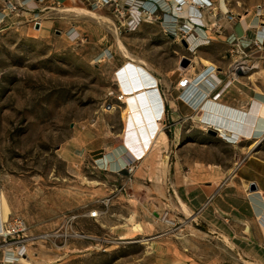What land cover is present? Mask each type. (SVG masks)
I'll use <instances>...</instances> for the list:
<instances>
[{
	"label": "rangeland",
	"instance_id": "374dc122",
	"mask_svg": "<svg viewBox=\"0 0 264 264\" xmlns=\"http://www.w3.org/2000/svg\"><path fill=\"white\" fill-rule=\"evenodd\" d=\"M47 1L39 0L42 5L30 12L53 22L40 30L36 25L41 20L23 14L27 9L19 0H0V12L6 13L0 19V186L12 209L8 219H24L30 235H50L30 247L33 263L25 261L264 264V248H237L190 209L187 214L185 200L172 186L177 175L184 182L187 168L171 165L169 142L140 161L121 144L124 104L117 69L128 58L116 37L137 62L149 65L168 97L181 76L200 74L202 59L233 66L232 45L211 35L209 44L189 50L169 33L163 15L130 30L126 5L120 8L122 17L113 7H94L93 0ZM162 1L164 11L171 13L173 0ZM214 2L221 15L219 0ZM225 2L237 14H255L264 4ZM72 7L96 15L68 12ZM237 32L242 33L241 24ZM168 114L166 102V120ZM179 131L188 139L184 157L234 166L243 152L208 132L187 136L185 127ZM166 134L169 141L175 137L174 129L167 128ZM258 147L251 155L264 157V140ZM129 164L136 166L132 172ZM93 210L100 211L99 218L88 216Z\"/></svg>",
	"mask_w": 264,
	"mask_h": 264
},
{
	"label": "crops",
	"instance_id": "0c3cea01",
	"mask_svg": "<svg viewBox=\"0 0 264 264\" xmlns=\"http://www.w3.org/2000/svg\"><path fill=\"white\" fill-rule=\"evenodd\" d=\"M70 2L74 3V0H48L46 4L55 3L60 5V3ZM19 4L25 6V9L28 10L23 11V14H28L32 20H35L34 18L41 20L40 30L44 26L53 23L47 15L31 14L34 11L33 6L42 5L39 0H19ZM185 9H188V7H185ZM18 15L17 13L16 16ZM35 15L39 17H35ZM5 16V12H0V19ZM210 20V17H206L204 22L208 24ZM221 23L223 31L220 34L217 31H205L204 36H208L212 41L211 35H215L228 44H230L233 37H238L241 40L240 42L246 45L254 39V27L258 25V20L255 14L249 11L245 14L244 20L229 21L228 19H222ZM239 24L242 26V33L240 34L237 32ZM251 49L252 51L245 59L238 55H232L230 58L234 62L244 60L249 67L245 73H232V63L228 64L227 67L217 66L210 60L214 66L209 67L202 64L199 73L205 71L204 75L210 74L209 79H205L199 85V90L203 92V95L205 94L200 98V101L203 99L208 100L205 101L202 111L195 106L186 105L180 100L181 90L177 87L178 82L175 84L176 91L170 93L169 97L163 90V85L160 87L159 84V89L161 93H165L169 109V125L168 120L164 121L163 130L166 133L167 128L170 131L174 129L175 133L172 140L169 141V138L167 140L170 145L169 162L171 160V165L175 164L177 168L180 166L187 168L184 182L179 177L181 175L176 176L175 182L171 181L172 186L176 187L177 196L180 195V198L185 200L188 209L209 230L227 237L232 241L233 246L261 249L264 248V229L259 217L264 215V157L250 156L247 153L258 132L256 129L257 119L260 115V108L264 105V45ZM203 111L207 112H204L203 117L205 120L209 118L218 123L223 122L224 125L229 119L234 121L240 118L243 120L241 122L243 124L237 130L239 138L242 137L241 139L237 138V144L222 139L227 146H241L243 149L234 166L230 163L206 161L202 157L182 156V146L184 142L188 144V139L184 141L183 133L180 131L178 133V128L185 127L187 136L191 132L196 136L206 135L201 129L199 119L196 118ZM148 135V133H145L144 138L149 140ZM145 145L148 148L150 142L147 141ZM252 186L256 187L255 191L251 190ZM261 252L264 253V251ZM2 256L3 252L0 250V259ZM30 259V252H28L23 264H25V260L31 261Z\"/></svg>",
	"mask_w": 264,
	"mask_h": 264
},
{
	"label": "built area",
	"instance_id": "2783aa9c",
	"mask_svg": "<svg viewBox=\"0 0 264 264\" xmlns=\"http://www.w3.org/2000/svg\"><path fill=\"white\" fill-rule=\"evenodd\" d=\"M75 1V0H74ZM94 7H104L109 6L113 7L122 17L124 13L120 11V8L126 5V12L128 14L127 26L130 30L138 29L142 23L146 21H153L156 18H160L161 15L164 17L163 23L166 24L169 29V33L172 36H176L180 41H186L187 48L190 49L189 39L194 36H200L198 30L201 31H212L216 29L218 33L223 31L222 19H228L229 21L244 20L245 13H234L232 11L226 10L221 11V15L218 13V9L214 6V0H191L192 5L190 6V11L188 15L177 16L175 9L182 11L185 7H188V0H173L169 5L171 13L164 11L162 4L165 1L162 0H93ZM135 6V7H134ZM217 9V12H216ZM255 16L258 20V25L255 26L254 39L251 40L248 44L243 45L238 37H233L230 44L232 45L231 52L243 57L244 59L249 55V49L252 47H260L264 45V4L257 7L255 11ZM206 17H211L212 22L206 24L204 22ZM205 44H209L211 39L208 36L203 37ZM248 65L243 61H236L235 64L231 67V72L238 74L239 72L245 73L248 70ZM209 75L203 78H192L191 76L183 75L178 81L177 87L181 90L180 100L183 101L186 105L191 107H197L200 110L205 105L206 99L200 101L202 98L203 92L199 90V85L203 82L204 79H209ZM199 92H201L199 94ZM165 98V110H166V95L162 93ZM166 114V112H165ZM166 122V119L161 120ZM201 124V129L204 132L213 130L217 132V136L226 142L233 143L234 141L226 138L217 130L218 123L212 121L208 118H201L199 120ZM166 124V123H165ZM236 142V141H235ZM136 161L140 159L134 158ZM128 171L132 172L136 166L132 164L128 165ZM104 204H106L104 202ZM88 216L90 218H99L100 211L93 210ZM42 235H30L29 227L26 221L19 217H13L4 222L2 230L0 232V250L3 252V256L0 259V264H23V260L27 257V254L30 250V247L38 240H45L48 237H43Z\"/></svg>",
	"mask_w": 264,
	"mask_h": 264
},
{
	"label": "bare ground",
	"instance_id": "6f19581e",
	"mask_svg": "<svg viewBox=\"0 0 264 264\" xmlns=\"http://www.w3.org/2000/svg\"><path fill=\"white\" fill-rule=\"evenodd\" d=\"M188 4H189L188 9H184L182 11H178L177 9H175L176 11L175 13H177V16H182L186 12H191L190 11V6L192 5L191 0H188ZM219 7L223 12L227 10V5L225 0H220ZM67 11L75 12L78 15H83V14L92 15V16L96 15L95 12L82 7L68 8ZM198 31L200 33V36H194L189 39L190 49H197L198 47L205 44L204 39L202 37L205 35V32L204 31L201 32V30ZM116 38L121 52L128 58V60H126L117 69L118 88L121 95L120 100H122L124 103V119H123L124 129L121 135L122 138L121 144L124 147H126V149L128 150L129 153H131L130 155H132L133 158L142 160V158L147 156V154L153 151V149L167 143L168 136L163 130L162 128L163 124L161 122V120L164 119L166 112L164 107L165 98L159 89L160 80L150 70L151 68H149V65H147V63L143 60L137 62L138 60L136 61L132 57L131 53L125 46L124 42H122V40L120 39V36ZM201 61L203 65L206 64L209 67L214 66V64H212L207 59H202ZM203 77H206V75L203 74L201 75L200 73L197 74L195 78H203ZM260 109H261L260 115L257 119L258 124L256 126L258 132L255 135L256 137H254L255 138L254 143L248 148L247 154H249L250 156L253 152L254 153L257 152V148L259 149L258 145L264 139V105H262ZM204 112L205 111H203L196 118L199 120L201 118H204L203 117ZM242 121L243 120L240 118L234 121L229 119L227 120V123H225V125L223 124V122L218 123L216 121L218 123L216 127L219 133L221 134V136L224 137V139L229 138L234 141L233 143H236L235 141H237V138H239V135H237V130H239L240 126L243 124V123L241 124ZM145 133L149 134L148 135L149 140L148 138H144ZM259 135L262 136L259 137ZM241 138L242 137H240L239 139ZM147 141L150 142V146L148 148L145 145ZM182 205L184 210L187 212V214H189V209L187 205L183 202ZM11 210L12 209H10V204L7 199V196L5 195L4 190L0 186V232L2 230L4 222L7 221L8 218H10L9 216L12 213ZM259 220L262 223L264 229V215H261L259 217ZM136 227L139 228L140 225L137 224ZM49 236H50L49 234H46L43 237H49ZM24 263L31 264L27 261H25Z\"/></svg>",
	"mask_w": 264,
	"mask_h": 264
},
{
	"label": "water",
	"instance_id": "95a60500",
	"mask_svg": "<svg viewBox=\"0 0 264 264\" xmlns=\"http://www.w3.org/2000/svg\"><path fill=\"white\" fill-rule=\"evenodd\" d=\"M39 27H40V26H39V23H37L36 28L38 29ZM183 44L187 47V43H186L185 41H183ZM186 63H187V61H186ZM208 133H209L210 135L217 136V132H215V131H213V130H209ZM251 188H252V189H251L252 191H255V190H256V187H255V186H252Z\"/></svg>",
	"mask_w": 264,
	"mask_h": 264
}]
</instances>
